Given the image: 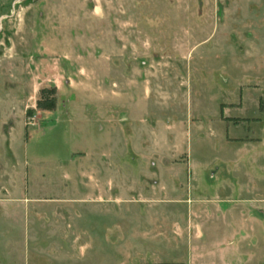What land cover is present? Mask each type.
I'll return each mask as SVG.
<instances>
[{
    "label": "rangeland",
    "instance_id": "1",
    "mask_svg": "<svg viewBox=\"0 0 264 264\" xmlns=\"http://www.w3.org/2000/svg\"><path fill=\"white\" fill-rule=\"evenodd\" d=\"M259 200L264 0H0V264H264Z\"/></svg>",
    "mask_w": 264,
    "mask_h": 264
},
{
    "label": "trees",
    "instance_id": "2",
    "mask_svg": "<svg viewBox=\"0 0 264 264\" xmlns=\"http://www.w3.org/2000/svg\"><path fill=\"white\" fill-rule=\"evenodd\" d=\"M56 90L45 89L41 92V99L37 102V108L41 111H50L56 107Z\"/></svg>",
    "mask_w": 264,
    "mask_h": 264
},
{
    "label": "crops",
    "instance_id": "3",
    "mask_svg": "<svg viewBox=\"0 0 264 264\" xmlns=\"http://www.w3.org/2000/svg\"><path fill=\"white\" fill-rule=\"evenodd\" d=\"M259 201H261V200H259ZM247 204H248V206H249V220H251V219H252V217H251L252 212H251V210H250V206L253 205V203H252V199H249V200L247 201ZM259 204L262 206V205L264 204V202L261 201ZM251 208H252V207H251Z\"/></svg>",
    "mask_w": 264,
    "mask_h": 264
}]
</instances>
